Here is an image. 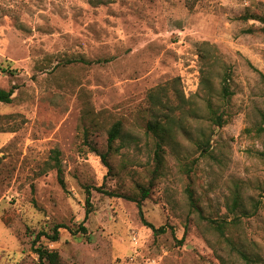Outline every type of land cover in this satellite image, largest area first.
Instances as JSON below:
<instances>
[{
	"label": "rangeland",
	"instance_id": "rangeland-1",
	"mask_svg": "<svg viewBox=\"0 0 264 264\" xmlns=\"http://www.w3.org/2000/svg\"><path fill=\"white\" fill-rule=\"evenodd\" d=\"M259 17L264 0H0V264H264Z\"/></svg>",
	"mask_w": 264,
	"mask_h": 264
},
{
	"label": "trees",
	"instance_id": "trees-1",
	"mask_svg": "<svg viewBox=\"0 0 264 264\" xmlns=\"http://www.w3.org/2000/svg\"><path fill=\"white\" fill-rule=\"evenodd\" d=\"M259 20L261 21V23L263 24V28H264V17H259ZM86 62V61H83ZM8 70V69H6ZM260 78L264 81V74L260 73ZM14 92V87H10L9 89H4V88H0V102L2 103H10L12 101V95ZM230 92L228 90L227 84H226V78H222V85H221V96L222 98H226L227 96H229ZM157 104L163 108L164 106H166V103H161V101H158ZM207 110H206V120L210 123H213L215 125H219L221 126L225 120L223 118L224 114L223 112H219L218 108L214 109L211 105V102L209 100H207ZM172 108V107H171ZM176 107L172 108V110H175ZM153 111L158 112V109L156 107L153 108ZM163 117V123H161V121L159 120H155L154 122H149L147 123V130L152 132L156 137H157V142L155 144V152H154V159H155V172H158V168L161 167L162 164V156H161V148H162V144L166 142L167 138L170 139V134H169V128H170V121L171 116L169 113H164L162 115ZM163 124V125H162ZM257 131H264V126H259L257 129ZM120 132V123L117 122L115 124H113L111 126V128L108 131V136H107V146L111 147L113 141L117 138V136L119 135ZM200 143H202V140L196 143L197 145H200ZM263 157H264V152L260 153ZM101 159L103 161V163H106V155L105 153H101ZM98 190H102L100 187L97 188ZM104 193L108 194V195H113V193H111L110 191H106V190H102ZM148 189L147 188H141V196L140 199L136 200L137 205L140 207L141 206V201L148 195ZM189 197L191 199V203L193 202L192 200V196L189 193ZM236 199L233 200V203L235 204ZM215 224V229L218 230L220 233H223V229L225 227L226 221H219V222H214ZM63 226L61 224H56L54 225L51 230L52 233H46L44 231H40L36 237H39L41 234L45 235L46 237H48V239L50 241H56L58 239V234L59 231L58 229ZM79 229L81 230V232H85V228L80 225ZM159 232H163V228L160 227L158 229ZM35 251L38 254L39 260H40V264H60V258L58 255V252L55 250H48V249H43V248H36ZM243 254V253H241Z\"/></svg>",
	"mask_w": 264,
	"mask_h": 264
}]
</instances>
